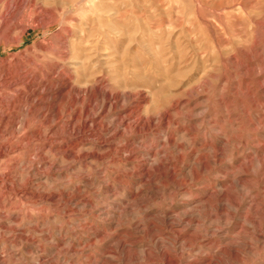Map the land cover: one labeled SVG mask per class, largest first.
I'll return each instance as SVG.
<instances>
[{"label":"rangeland","instance_id":"374dc122","mask_svg":"<svg viewBox=\"0 0 264 264\" xmlns=\"http://www.w3.org/2000/svg\"><path fill=\"white\" fill-rule=\"evenodd\" d=\"M12 55L0 264H264V0H0Z\"/></svg>","mask_w":264,"mask_h":264},{"label":"bare ground","instance_id":"6f19581e","mask_svg":"<svg viewBox=\"0 0 264 264\" xmlns=\"http://www.w3.org/2000/svg\"><path fill=\"white\" fill-rule=\"evenodd\" d=\"M65 11H66V9H65ZM67 13V12H66ZM65 13V14H66ZM51 24H53V22H48V23H42L41 24V28L44 30V34H47V30L50 28V25ZM22 29V28H21ZM23 32V31H22ZM21 39H22V34H20L16 39H14V42L11 44V45H9L11 48H13V46L14 47H17V45L19 44V42L21 41ZM63 46H65V43H63ZM9 47V48H10ZM36 47H37V49L40 51V52H46L47 51V46L45 45V44H42V43H40V44H37L36 45ZM62 47V46H61ZM4 50H7V49H4ZM26 55V54H25ZM64 58H65V56H63ZM14 58H16V56L15 55H12V56H10V57H7V58H2V59H0V63L1 64H5V65H9L10 64V62H11V59H12V61H13V59ZM23 58V57H22ZM67 58V57H66ZM68 59V58H67ZM33 60V59H32ZM22 61V60H21ZM15 63V62H14ZM21 63V62H20ZM33 63V62H32ZM29 67V66H28ZM10 68V67H9ZM3 76V75H2ZM8 77V76H7ZM5 78V77H4ZM69 79L71 80L72 78L71 77H69ZM72 81H73V79H72ZM17 82V81H16ZM16 82H14V83H16ZM32 82V81H31ZM19 83V82H18ZM15 85V84H14ZM27 85V84H26ZM30 85V84H29ZM36 85V84H35ZM64 88V87H63ZM63 91V90H62ZM86 91V90H85ZM87 92V91H86ZM33 93V92H32ZM32 93H31V95H30V97H38L37 95H32ZM42 94V93H41ZM45 95H46V93H45ZM85 95V94H84ZM95 95V94H94ZM44 96V95H43ZM93 96V95H92ZM29 97V98H30ZM40 97V96H39ZM96 98V97H95ZM77 99V98H76ZM39 100V99H38ZM75 100V99H74ZM79 100V99H78ZM40 103V102H39Z\"/></svg>","mask_w":264,"mask_h":264}]
</instances>
